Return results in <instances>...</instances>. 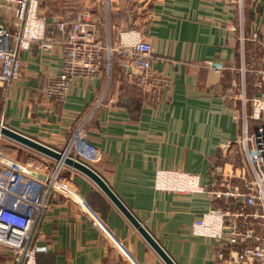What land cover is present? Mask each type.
<instances>
[{"label":"crops","instance_id":"0c3cea01","mask_svg":"<svg viewBox=\"0 0 264 264\" xmlns=\"http://www.w3.org/2000/svg\"><path fill=\"white\" fill-rule=\"evenodd\" d=\"M231 1L40 0L48 35L53 18L88 10L101 40L114 48L121 33L141 32L153 44V68L167 84L159 95L141 91L124 76L126 60L117 51L110 71L102 55L100 73L75 77L64 97L49 96L51 80L64 69L62 48L43 52L37 43L21 52L20 80L0 83V122L59 150L104 96L76 155L106 180L177 264H216L218 243L192 230L213 201L207 192L158 189L157 182L164 181L158 172L200 176L210 188L214 166L238 167L231 158L242 130L241 100L225 97L242 77L241 11ZM243 6L245 39L260 53H251L247 66L264 67V0H244ZM0 23L19 32L13 7L4 3ZM211 62L221 69H212ZM69 172L76 193L69 200L50 195L41 225V242L49 251L38 254L37 264H166L91 178L74 168Z\"/></svg>","mask_w":264,"mask_h":264},{"label":"built area","instance_id":"2783aa9c","mask_svg":"<svg viewBox=\"0 0 264 264\" xmlns=\"http://www.w3.org/2000/svg\"><path fill=\"white\" fill-rule=\"evenodd\" d=\"M243 1H231L237 2L241 11L238 29L242 44L240 73L243 82L240 93L236 90L238 83L235 81L227 89L225 97L241 100L242 130L236 145L239 146L244 164L238 167L229 165L231 168L228 169L214 166L210 172V188L202 186L200 176L177 170L158 172L159 175L173 173L186 181L178 182L179 187H166L157 182L158 189L211 194L213 207L193 223L192 230L194 235L210 237L218 243L216 264H264V67L247 66ZM0 3L13 7L15 25L19 29V32L13 34L0 23V83L7 85L20 80L23 76L21 52L32 49V44L37 43L43 52L62 48L64 69L57 79L51 80L47 89L49 96L64 97L75 77L100 73L102 55H105L107 62L105 71H110L114 52L117 51L126 60L124 76L141 91L159 95L167 84V80L153 68L152 42L145 39L139 31L121 33V44L114 48L110 42L101 40L97 20L88 10L65 19L53 18L51 33L48 35L47 21L39 16L40 0H0ZM232 30L236 31L237 28ZM252 39L259 41L257 34ZM251 60H254L253 56H250ZM209 65L216 71L221 69L215 63L211 62ZM248 73L255 76L251 97L247 90ZM103 100L104 96L92 113L86 115L78 125L66 149L68 156L69 149L77 150L79 142L84 140V127ZM248 104L251 106L250 112ZM238 118L236 115L235 120ZM253 122L258 124L254 129ZM231 159L235 162L234 156ZM58 164L63 167L59 161ZM30 165L0 160V257L4 258L0 260V264H37L38 254L49 251L48 245L41 242V225L49 206L50 195L59 193L69 197L76 193V188L66 180L60 181L62 184L57 186L54 176L47 182L40 180ZM181 184H185V188L182 189Z\"/></svg>","mask_w":264,"mask_h":264},{"label":"rangeland","instance_id":"374dc122","mask_svg":"<svg viewBox=\"0 0 264 264\" xmlns=\"http://www.w3.org/2000/svg\"><path fill=\"white\" fill-rule=\"evenodd\" d=\"M252 42H247L245 43V49L248 51L247 53V63L250 62V55L251 53L254 54L257 57H260V53L252 47ZM114 61V60H113ZM110 63V62H109ZM254 75L248 73L246 80H247V90H248V95L251 97L253 95V88H252V82L254 80ZM242 78L239 77L238 79V84L237 87L240 90L242 86ZM241 91V90H240ZM248 110H251V106L248 104L247 105ZM68 146H66L63 150H59L62 153H66V149ZM69 156L79 160L82 162L81 159H78L79 157L77 156L76 149H69ZM77 154V155H76ZM68 155V154H67ZM233 156L235 157V164L238 165H243L244 164V159L241 156L239 152V146L234 148V153ZM4 160L6 163H13V164H31V170H33V173H36L38 175H42L44 177V182H47L49 178L51 179L54 176V179H56V186L59 184L61 185L60 181L66 180L71 185L74 187L73 182L71 179H69V175L73 168L70 166L65 165L64 163L62 164L63 167H59L58 161L55 159H51L38 151H34L26 146H23L22 144H17L16 142L8 139L7 137L0 135V160ZM84 163V162H83ZM2 165V164H1ZM59 194V193H58ZM61 196L65 197L66 199H71V195L69 197L64 196L60 194Z\"/></svg>","mask_w":264,"mask_h":264},{"label":"water","instance_id":"95a60500","mask_svg":"<svg viewBox=\"0 0 264 264\" xmlns=\"http://www.w3.org/2000/svg\"><path fill=\"white\" fill-rule=\"evenodd\" d=\"M0 135L7 137L8 139L16 142L17 144L19 143L34 151L36 150L51 159L53 158L57 161L63 160L65 162V165L70 166L82 173L83 175L91 178L101 189V191L109 197V199L114 203L118 210L124 213L130 223L134 226V228H136L143 235L148 244L152 246V248L166 262V264H177L175 260H172L170 258L165 249L162 247V245L159 244L157 240H155V238L151 235L147 228L142 225L140 220L136 218L133 212L129 210V208L125 205L122 199H120V197L114 193V191L110 188L106 180L104 178H101V176L91 166L80 162L79 160L71 156H65L66 153H62L58 149L47 146L36 139L34 140L29 136L21 133L20 131L13 130L10 127L6 126L3 122H0ZM37 177L40 180L44 179L42 175L37 174Z\"/></svg>","mask_w":264,"mask_h":264},{"label":"bare ground","instance_id":"6f19581e","mask_svg":"<svg viewBox=\"0 0 264 264\" xmlns=\"http://www.w3.org/2000/svg\"><path fill=\"white\" fill-rule=\"evenodd\" d=\"M68 152H66L65 156H67ZM60 165H62L63 163L65 164V162L63 160L59 161ZM162 179L164 181H162L163 184H165L166 187H179V185L177 184L178 182L184 183L186 182L185 180L179 179L177 176H175L173 173L168 174V173H162L161 174ZM177 177V178H176ZM166 181V182H165ZM161 182V181H160ZM59 185V184H58ZM181 188H185V184H181Z\"/></svg>","mask_w":264,"mask_h":264}]
</instances>
